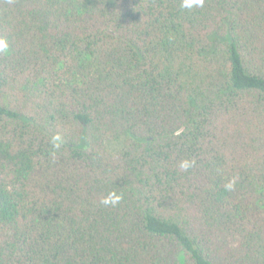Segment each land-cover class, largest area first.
I'll use <instances>...</instances> for the list:
<instances>
[{
    "label": "trees",
    "instance_id": "1",
    "mask_svg": "<svg viewBox=\"0 0 264 264\" xmlns=\"http://www.w3.org/2000/svg\"><path fill=\"white\" fill-rule=\"evenodd\" d=\"M181 2L0 0V264H264V0Z\"/></svg>",
    "mask_w": 264,
    "mask_h": 264
},
{
    "label": "clouds",
    "instance_id": "2",
    "mask_svg": "<svg viewBox=\"0 0 264 264\" xmlns=\"http://www.w3.org/2000/svg\"><path fill=\"white\" fill-rule=\"evenodd\" d=\"M204 0H182L181 7L183 9L192 10L197 7H203ZM9 45L7 41L3 38H0V53H6L8 51ZM59 137H55L54 140H58ZM193 162L190 161H182L180 164L181 169L187 170L192 166ZM233 187L232 183L226 185V188L231 189ZM122 199L121 195H117L115 192L109 193V195L101 201L104 205H112L115 206Z\"/></svg>",
    "mask_w": 264,
    "mask_h": 264
},
{
    "label": "rangeland",
    "instance_id": "3",
    "mask_svg": "<svg viewBox=\"0 0 264 264\" xmlns=\"http://www.w3.org/2000/svg\"><path fill=\"white\" fill-rule=\"evenodd\" d=\"M119 146V143L118 142H111L108 144V147L111 149V150H114L115 148H117Z\"/></svg>",
    "mask_w": 264,
    "mask_h": 264
}]
</instances>
